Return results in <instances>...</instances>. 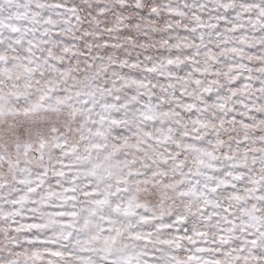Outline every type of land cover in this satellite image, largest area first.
<instances>
[{"label": "snow or ice", "instance_id": "6c2138e0", "mask_svg": "<svg viewBox=\"0 0 264 264\" xmlns=\"http://www.w3.org/2000/svg\"><path fill=\"white\" fill-rule=\"evenodd\" d=\"M0 264H264V0H0Z\"/></svg>", "mask_w": 264, "mask_h": 264}]
</instances>
